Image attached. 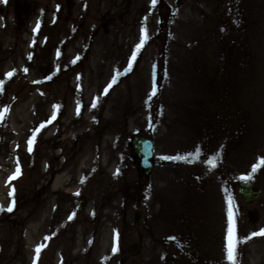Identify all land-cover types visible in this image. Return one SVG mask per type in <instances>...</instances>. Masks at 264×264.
I'll use <instances>...</instances> for the list:
<instances>
[{"label": "rangeland", "instance_id": "1", "mask_svg": "<svg viewBox=\"0 0 264 264\" xmlns=\"http://www.w3.org/2000/svg\"><path fill=\"white\" fill-rule=\"evenodd\" d=\"M27 1L23 17L0 0V208L15 188L0 264H34L41 244L38 264H227L229 196L239 238L264 230V0ZM135 135L155 143L147 180ZM197 148V162L162 159ZM249 175L252 205L238 193ZM238 251L264 264V237Z\"/></svg>", "mask_w": 264, "mask_h": 264}, {"label": "snow or ice", "instance_id": "2", "mask_svg": "<svg viewBox=\"0 0 264 264\" xmlns=\"http://www.w3.org/2000/svg\"><path fill=\"white\" fill-rule=\"evenodd\" d=\"M155 2H156V0H153V4H155ZM146 40H147V32L145 30L144 35H143V39L141 40V43L136 48L137 53L143 47ZM29 58H31V57H29ZM131 60L132 61L136 60L135 54L131 57ZM129 67L131 68V64L129 65ZM24 71L27 72V69H25ZM6 75L9 79H11L15 75V73L10 72V73H7ZM37 83H39V82H37ZM2 92H3V82H0V93H2ZM105 94H107V89H105ZM155 94H156V91L154 89L152 92V95H155ZM92 107L93 108L96 107V104L94 103L92 105ZM56 109L58 110V106H56ZM9 112H10L9 108H4V109L0 110V124H3V122L6 120L7 114ZM77 114H79V107L77 109ZM55 118H56V116H55V112H54L52 119L54 120ZM44 127H46V125H41L40 129H42ZM40 129H37L36 132L33 133L32 137L28 140V151L30 153L33 150V145L35 143L36 136L38 135ZM201 154L202 153H201L200 149L197 148L194 151V153H190V154L183 156V157H181V156L162 157V159H177V160H184L185 162L192 163V162L199 161ZM216 163H217V160L215 157L208 161L210 168H215ZM261 167H264V158H261V160L256 165L253 166V169H252L253 175ZM118 174L119 173L117 172V175ZM20 175H21V169L19 168V161L17 160L16 171H15L13 176L9 177L8 184H11V181L17 179ZM252 178H253L252 175L241 177V179L244 180L245 182L250 181ZM14 194H15V188L13 187V188H11V191L9 192V196L11 198L10 205L6 209L0 208V211H7V212L11 213L14 210V208H15ZM78 194L79 193H77V195ZM227 203H228V228H227V234H226V239H225L226 261H227V264H239V251H238L239 246L243 243H246L248 240H251L254 237H264V230L253 233L251 236H249L246 239L239 238V236L237 235V229H236V214L237 213L234 211L235 201L231 196H229ZM70 219H71V217H70ZM47 239H50V238H46V240ZM45 247H47L46 244H41L40 246H38L35 249L36 255H35V259H34V264H38V261L40 258V253ZM115 251H116V249L114 248V252Z\"/></svg>", "mask_w": 264, "mask_h": 264}, {"label": "water", "instance_id": "3", "mask_svg": "<svg viewBox=\"0 0 264 264\" xmlns=\"http://www.w3.org/2000/svg\"><path fill=\"white\" fill-rule=\"evenodd\" d=\"M66 7H71L73 5V0H65ZM14 7L21 9L23 17H26L31 8L27 2V0H13ZM131 153L136 163V173L138 177L143 178L145 180L148 179L150 173L153 170V158L155 154V144L151 137H140V135H135L134 139L131 140L130 143ZM238 185V193L240 194L242 201L244 204L252 205L256 199L261 194L260 188L256 187L252 182H245L244 180L240 181ZM84 201L79 200V204L77 206L78 210L83 209ZM248 219L250 222L254 221L255 214L253 212L248 213ZM144 212L142 210L132 211L131 213V224L137 229L143 220ZM127 254L131 256H137L141 252V245L133 242L127 247ZM247 264V263H244Z\"/></svg>", "mask_w": 264, "mask_h": 264}, {"label": "bare ground", "instance_id": "4", "mask_svg": "<svg viewBox=\"0 0 264 264\" xmlns=\"http://www.w3.org/2000/svg\"><path fill=\"white\" fill-rule=\"evenodd\" d=\"M60 180V178H57L56 182L58 183ZM4 198L0 197V203L3 201ZM30 242L32 243V240H30Z\"/></svg>", "mask_w": 264, "mask_h": 264}]
</instances>
